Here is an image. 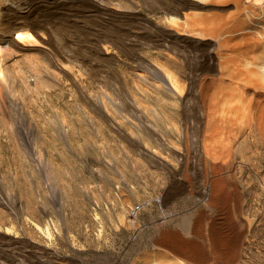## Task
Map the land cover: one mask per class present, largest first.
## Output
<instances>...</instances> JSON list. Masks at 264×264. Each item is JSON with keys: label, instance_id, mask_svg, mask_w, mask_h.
<instances>
[{"label": "bare ground", "instance_id": "6f19581e", "mask_svg": "<svg viewBox=\"0 0 264 264\" xmlns=\"http://www.w3.org/2000/svg\"><path fill=\"white\" fill-rule=\"evenodd\" d=\"M143 8L159 15L152 18ZM68 49L77 53L83 66L91 55L103 61L105 74L95 67L91 73L97 80L103 77L99 109L104 123L121 138L124 166L141 163L154 173L164 169L178 180L202 165L204 171L198 178L213 182L205 186V198L222 213L231 209L227 217L233 221L234 236L230 239L237 252L255 220L247 215L239 224L234 221V215L241 213L242 198L233 180L237 165L229 142L237 145L251 133L264 141V0H0V89L6 95L4 99L0 92V105L7 109L16 99L24 102L33 93L53 87L50 75L68 73L66 68H71ZM123 64L129 65L132 82ZM197 79L212 132L191 146V136L198 131L193 121L184 117L166 128L160 122L159 106L144 98L168 90L174 105H187L191 84ZM84 92L92 100L87 89ZM164 103L168 101L162 99ZM170 129L178 132L176 139L166 137L164 132ZM227 153L230 173L219 172L214 178L210 169L221 170L219 159ZM32 154L38 161V150ZM39 163L45 171L52 162L47 158ZM176 165L184 170L181 177ZM230 184H234L232 190H228ZM130 211L138 218L139 207H130ZM29 219L48 239L54 238L53 222L43 225ZM205 219L203 211L192 223V234H202ZM5 230L19 234L15 226ZM220 232L224 233L214 232L218 251L227 243ZM162 237L180 257L169 260L158 254L150 260L148 255V264H212L213 255L194 238L171 231ZM5 238L15 240L0 235V242Z\"/></svg>", "mask_w": 264, "mask_h": 264}, {"label": "rangeland", "instance_id": "374dc122", "mask_svg": "<svg viewBox=\"0 0 264 264\" xmlns=\"http://www.w3.org/2000/svg\"><path fill=\"white\" fill-rule=\"evenodd\" d=\"M143 11L152 18L159 15L146 8ZM68 51L71 68L65 67L68 73L50 75L53 87L33 93L24 102L16 99L7 109L0 105V117L4 119L0 122V235L24 241L20 242L24 250H17L7 245L15 240L5 238L0 246V264L59 262L67 255L73 256V264H148L146 257L154 260L158 254L173 260L180 254L163 240L166 231L194 238L213 255L212 264H264V141L251 133L237 145L229 142L237 165L233 180L242 198L241 213L234 215V221L239 224L247 215L255 220L236 252L230 239L234 236L233 221L227 217L231 209L222 213L205 198L204 188L213 182L211 178H198L204 171L202 165L198 170L191 169L186 179L178 180L164 169L154 173L141 163L124 166L121 138L104 123L99 109L105 88L103 77L97 80L91 73L95 67L105 74L103 61L91 55L83 66L77 53ZM122 66L132 82L129 65ZM199 87L198 79L191 84L187 105H174V96L168 90L144 98L148 104L159 106L160 122L166 128L181 123L184 117L193 121L198 131L191 136V146L212 132ZM85 89L92 100L88 101ZM0 92L5 99L2 89ZM162 99L168 103L162 104ZM64 128L68 132H63ZM164 133L169 139L178 137L172 129ZM34 149L38 150V161L32 154ZM47 158L52 163L43 171L39 161ZM219 160L222 169H210L214 178L219 172L230 173L229 154ZM175 170L179 177L184 173L180 166ZM178 183L182 189L172 192ZM233 185H228V190ZM230 194L234 195L232 191ZM130 207L140 208L138 218ZM203 211L207 219L202 234L194 235L192 223ZM30 217L43 225L53 222L54 238L48 239ZM6 226H15L19 234L6 232ZM215 230H222L221 235L226 237L221 251L214 242ZM168 262L158 264H175Z\"/></svg>", "mask_w": 264, "mask_h": 264}, {"label": "water", "instance_id": "95a60500", "mask_svg": "<svg viewBox=\"0 0 264 264\" xmlns=\"http://www.w3.org/2000/svg\"><path fill=\"white\" fill-rule=\"evenodd\" d=\"M9 242L10 243H8L7 245H9L11 248H14L17 250H24L22 244L20 243V242H24L22 239L15 240V241H9ZM2 244H5V243L0 242V246H2ZM59 260H60L59 262H49L46 260H41V261L38 260V262L39 264H73L74 258L72 255H67V256L60 257Z\"/></svg>", "mask_w": 264, "mask_h": 264}, {"label": "crops", "instance_id": "0c3cea01", "mask_svg": "<svg viewBox=\"0 0 264 264\" xmlns=\"http://www.w3.org/2000/svg\"><path fill=\"white\" fill-rule=\"evenodd\" d=\"M177 185H179V183L178 184H174L173 188L171 189L172 192L178 190V186Z\"/></svg>", "mask_w": 264, "mask_h": 264}]
</instances>
